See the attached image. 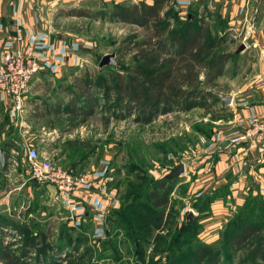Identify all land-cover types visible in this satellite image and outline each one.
<instances>
[{"label": "rangeland", "instance_id": "374dc122", "mask_svg": "<svg viewBox=\"0 0 264 264\" xmlns=\"http://www.w3.org/2000/svg\"><path fill=\"white\" fill-rule=\"evenodd\" d=\"M94 3L98 5L91 6L94 12L104 6L102 2L101 5ZM53 13L50 10L48 18ZM214 20L209 21L212 35H221L226 40V50L234 54L225 66L223 82L214 90L218 92L227 87L226 78L237 75L241 82L249 73L246 63L258 61L262 52L256 49L249 55L248 39L241 32H235L221 17ZM50 24L54 29L69 33V41L74 45L72 64L63 66L60 73L35 75L34 79L41 77L42 85L35 84L38 78L32 80L22 118L12 114L9 100H0V144L9 139L16 141L6 153L5 170L0 169V223L6 224L0 225V246L13 251L25 264L41 263V254L27 248L19 231L10 225L15 222L25 230L27 237L36 236L53 244L54 250L49 251V256L43 255L44 264H71L87 254L84 264H197L194 259L204 246H209L211 252H219L216 264H264V259H244L247 248L229 245L244 226L252 225L264 235V198L253 189L258 182L238 191L235 198L231 196L228 204L227 190L223 187L224 193L218 189L221 182L196 180L184 172L176 179L171 195L175 208L171 223L150 233V227L146 228L141 216L150 205L147 198L150 188L137 199L142 189L163 179L182 161L197 166L205 156L202 144H206L209 151L211 137L216 135L214 124L216 128L219 122L214 116L222 111L220 102H211L215 109L213 114L197 107L158 115L151 123L138 122L137 112L117 117L121 111L115 106L114 98L107 97L100 83L102 80L109 83L117 73H122L123 63L125 66L137 63L135 53L127 54L129 42L123 41L130 37L139 42L144 37L143 27L108 18L60 17ZM111 53H116L117 66L101 69L103 56ZM57 74L62 77L56 78ZM83 78L92 79L93 96L98 99H91L95 103L88 102L87 107L84 99L70 104L79 86L84 84ZM36 105L40 110L35 109ZM74 106L82 112L86 110V114L79 117L69 114L67 108ZM45 107L54 114L46 115ZM227 116L222 118V125L230 120ZM29 145H34L39 152L49 153L55 165L95 179L98 187L95 190L110 199L107 209L98 214L96 210V213L90 211V206L84 202L77 205L78 209H70L57 200L50 185L31 178L27 158ZM180 150H186L187 154H180ZM217 201L225 203L221 214L213 213L216 208L212 210ZM130 204L132 210L128 213L124 209ZM199 206L203 208L201 212ZM116 211H125L122 219L130 222L131 227L143 226L142 232L148 233L147 237L131 240L125 236L124 228L118 231L106 228L105 215L112 216ZM190 213L193 220L186 227ZM113 222L112 217L111 226ZM3 263L0 258V264Z\"/></svg>", "mask_w": 264, "mask_h": 264}, {"label": "trees", "instance_id": "16d2710c", "mask_svg": "<svg viewBox=\"0 0 264 264\" xmlns=\"http://www.w3.org/2000/svg\"><path fill=\"white\" fill-rule=\"evenodd\" d=\"M173 2L174 0H154L153 4L103 3V8L95 12L92 11L91 6H98L96 4L63 10V13L69 16L88 19L108 18L143 27L144 37L139 42L132 41L130 37L123 41L129 42L130 52L127 54L135 53L137 63L132 66H125L123 63L120 67L122 73H117L109 83L104 80L100 83L107 97L114 98L115 106L121 111L116 115L117 117L137 112L138 122L151 123L158 115L173 111H190L197 107H202L207 113L213 114L215 109L211 102L215 100L220 102L214 90L218 89L217 80L225 74V66L234 54L226 50L227 47L224 45L226 40L221 35H212L211 26L204 18L195 16V13L192 16L189 14L182 16L179 12H175ZM83 81L84 84L79 86V93L75 94L70 104L84 99L87 107L89 103L98 100L93 96L92 79L83 78ZM77 108L74 106L73 109L71 107L67 109L69 114H76V117L86 114V110L82 112ZM219 116L214 118L219 119ZM14 143V139H9L4 144H0L4 148L5 158ZM6 166L7 159L4 168ZM4 168L2 171L5 170ZM176 181L165 178L155 180L150 187L142 189L137 197L141 199L150 188L147 196L150 205L147 213L141 215L145 220L146 228L150 227V233L154 229L169 225L174 218L175 208L171 195ZM125 208L124 210L129 213L132 204ZM199 210L201 212L203 208L199 206ZM125 211H116L112 215L113 220L115 219L111 226L112 231L124 228L125 236L131 240L147 237L148 233L142 232L143 226L131 227L130 222L123 221L122 216ZM191 220L193 217L186 220V227L190 225ZM0 225L6 224L0 223ZM10 225L19 231L21 240L27 244V248L37 250L41 254L40 260L44 264L43 255L49 256V251L54 250L53 244L36 236L27 237L25 230H22L18 223L10 222ZM253 227L244 226L229 242L231 247L244 250L247 248L246 256L243 257L250 261L256 258L264 259V235ZM0 254L3 264H25L18 255L6 247L0 246ZM87 255L79 257L71 264L86 263ZM218 256V251L211 252L209 246H204L198 250L194 262L216 264Z\"/></svg>", "mask_w": 264, "mask_h": 264}, {"label": "crops", "instance_id": "0c3cea01", "mask_svg": "<svg viewBox=\"0 0 264 264\" xmlns=\"http://www.w3.org/2000/svg\"><path fill=\"white\" fill-rule=\"evenodd\" d=\"M96 1L99 5L101 2L104 4L154 3V0H0V58L7 49L21 48L30 43L36 46L37 54L44 61V68L39 75L60 73L63 66L72 64L74 56L71 49L74 45L72 41H69L67 31L54 29L50 23L60 17L87 20L88 18L66 15L63 10L71 7H89ZM172 6L175 12L181 15L192 16L195 13V16L204 18L208 23L216 17H221L234 27L235 32H241L243 37L248 39L249 55L255 53L256 49L262 52V57H259L258 61L250 60L246 63L249 73L241 82L235 77L237 75L226 78L227 87L216 92L218 97L221 94L233 98L231 104L224 108L219 97L222 111H220L219 122L216 123L217 127L215 128V124L213 127L216 135L211 137L209 151L206 144H202L205 156L195 167L192 165L194 163L182 162L185 164V173L195 177L196 180L221 182L218 184V189L224 193L225 189L227 190L226 203L228 204L229 199H232L231 196L235 198L238 191L242 192L255 182L259 185L253 186V189L264 198V151L250 141L242 143L231 141L254 122L264 118V0H174ZM50 10H53L54 15L48 18ZM205 10H208V13H204ZM211 16H213L212 19ZM209 25L212 27V23ZM20 35L24 38L23 45L18 40ZM39 75L36 77L38 79L35 78L37 81L35 79L34 81L36 85L41 86L42 81L39 80L42 76ZM61 77L62 74L56 76V78ZM222 77L223 75L217 80L218 88L219 83L221 84L224 80ZM3 99L5 98L0 96V100ZM57 107L56 110H58ZM45 108L46 115L54 114L52 109ZM35 109L40 110L37 105ZM226 113L228 116L225 115ZM226 116L230 117V120L222 125L221 123L224 122L222 118ZM180 151V154H187L186 150ZM238 187L239 190H236ZM50 190L52 194L55 192L52 186ZM89 193H82L81 198H77L79 202L72 205V208L78 209L77 205L86 200L87 205L91 207H89L90 211L96 210L99 214L102 209H107L105 200L99 194ZM224 205L222 201H217L212 205V210L216 208L213 213L221 214L225 210ZM105 227L108 228L106 222Z\"/></svg>", "mask_w": 264, "mask_h": 264}, {"label": "built area", "instance_id": "2783aa9c", "mask_svg": "<svg viewBox=\"0 0 264 264\" xmlns=\"http://www.w3.org/2000/svg\"><path fill=\"white\" fill-rule=\"evenodd\" d=\"M18 40L23 45L24 38L21 35ZM36 50V46L29 43L21 48L7 49L0 58V96L11 102V112L19 119L25 110V98L30 84L35 75L44 68V61L40 59ZM231 141L233 143L250 141L264 151V118L254 122ZM27 158L31 178L52 186L56 199L61 200L67 208L71 209L72 205L78 203L77 198H81L82 193L89 192L99 194L105 200V206H109L110 199L95 190L98 189L95 179L55 165L49 153L39 152L34 145L27 147ZM83 202L88 203L86 200Z\"/></svg>", "mask_w": 264, "mask_h": 264}, {"label": "water", "instance_id": "95a60500", "mask_svg": "<svg viewBox=\"0 0 264 264\" xmlns=\"http://www.w3.org/2000/svg\"><path fill=\"white\" fill-rule=\"evenodd\" d=\"M244 47H240L237 51V53L240 52V50H242ZM117 66V61H116V53H111V54H106L105 56H103L100 64H99V67L102 69L103 67L105 66ZM219 97L221 98L222 100V106L225 108V107H228L231 102H232V96H224V95H221L219 94ZM5 163H6V158H5V152H4V148L0 145V169H3L4 166H5ZM185 164L183 162L173 166L169 173H167L164 178L167 179V180H174V179H177L178 177H180L184 172H185ZM192 216V214L190 213L188 215V218L187 219H190V217ZM112 218L111 215H106V219H105V222H106V226L108 228H110V219Z\"/></svg>", "mask_w": 264, "mask_h": 264}]
</instances>
